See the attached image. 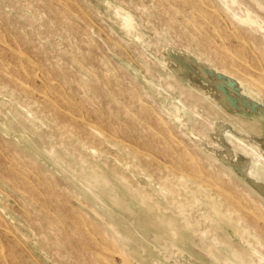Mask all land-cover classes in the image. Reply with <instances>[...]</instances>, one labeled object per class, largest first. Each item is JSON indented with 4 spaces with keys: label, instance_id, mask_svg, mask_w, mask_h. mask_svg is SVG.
I'll list each match as a JSON object with an SVG mask.
<instances>
[{
    "label": "rangeland",
    "instance_id": "rangeland-1",
    "mask_svg": "<svg viewBox=\"0 0 264 264\" xmlns=\"http://www.w3.org/2000/svg\"><path fill=\"white\" fill-rule=\"evenodd\" d=\"M40 1L0 0V53H2L0 54L2 64L0 65V222H3L0 223V258L3 260L0 259V264H92L95 257L93 252L91 253L90 245L85 242L86 239L80 237V234L89 232L91 229L89 227L93 230L95 224L97 226L94 230L99 229L98 232L112 238V242L115 240L113 243L115 252L113 250L111 252L117 253L116 255L120 256L125 264H264V89H259L251 85L254 83H250L254 79L250 73L258 72L261 63L264 64V50L263 53L261 52L264 47V0H201L200 4L196 0L192 2L182 0V3L188 7L184 6L181 0L178 2L177 0H66L67 2L43 0L42 3ZM57 1L66 3L61 4ZM52 5L58 9H54ZM67 5L69 11L67 7L65 8ZM196 5H201L205 10H200ZM191 7L193 10L190 9ZM83 8H86L85 12ZM56 10L63 15L55 13ZM206 10L208 13L204 12ZM226 11L229 12H227L228 16ZM73 12L76 14L74 15ZM70 15L74 19L70 18ZM192 17L195 18L194 21L189 20ZM169 18L175 23L169 21ZM81 21H86V24ZM185 21L188 23L185 24ZM211 21L213 24L210 23ZM229 21L231 24L234 23L231 25ZM196 24L200 27L195 26ZM202 24L206 27L201 26ZM215 25L221 26L223 32L231 33L229 42H223L222 34H216L215 38L214 31L211 30ZM98 27L101 32L98 31ZM88 30L89 34L86 33ZM98 37L99 40L95 39ZM249 40L250 44L247 43ZM9 42L15 43L9 44ZM238 42L243 43L245 47L247 45L246 54L244 47L240 48ZM233 44L238 46L234 48ZM254 45L257 48L263 47L258 48L259 51L261 50L259 52ZM253 51L258 54L255 55ZM71 52L74 54L71 55ZM82 52L87 54L84 56ZM170 52L171 56H169ZM226 52H234L236 62L234 59L230 60L228 55H225ZM235 52L238 54L240 52V56ZM76 58L78 62L75 63L72 60L75 61ZM251 58L256 60H253L255 63L258 62L256 68ZM65 63L67 66L64 67ZM1 66H4L5 70ZM241 68L247 72V75ZM32 70L34 76L31 75ZM42 73L44 75H41ZM94 75L99 78L95 79ZM107 75L110 76L109 79L106 78ZM85 80L90 83L88 81L85 83ZM109 80L112 81L109 83L110 86ZM57 85L64 91L57 90ZM41 87L46 88L45 91ZM34 88L39 89L36 91ZM48 89L53 90L49 93ZM113 89L116 93L112 92ZM82 90L88 96L84 95ZM32 91L35 93L33 96H31ZM57 93L59 96L61 94V97L64 95L63 98H67L75 106L78 102L77 106H80L81 111H67L63 103L52 101ZM48 94L54 97H48ZM86 102L88 104H85ZM152 103L155 105L153 106ZM131 104L135 105L136 109L133 105L131 107ZM139 105L140 107L143 105V108ZM91 106L95 114L91 112ZM145 107L148 109L146 110ZM64 108L66 110H63ZM81 108H84L83 111ZM141 109H145L149 114L146 111L142 114ZM76 112L81 116L77 117ZM88 113L90 116L87 115ZM88 116L91 120L87 118ZM148 120L151 122L144 123ZM167 120L169 126L166 124ZM83 122H87L86 125L94 123L98 130L101 129V133L106 134L109 132L108 124L109 127L114 125L109 134L111 136L113 132V136L121 145L115 141H106L103 135V137L91 135L87 127H83ZM157 122H161L162 125L158 126ZM105 127L106 130H103ZM165 127H168V130ZM219 127L222 129L220 130ZM169 137L172 138L171 144L167 140ZM162 138L166 141L163 142ZM135 143L150 154L154 151L151 154L154 155L151 161L140 160L133 156L130 147L135 146ZM162 145L163 147H160ZM179 145L183 149H180ZM168 146L170 148L172 146L171 150L167 149ZM173 149L178 150V154L175 151L173 153ZM186 153L189 155H182ZM162 155L165 158L169 157L165 159ZM175 159L197 167L198 176L193 178L177 170L175 173L168 165ZM156 162L162 164L159 170ZM12 166H15L14 170ZM105 170L113 174L110 182L101 184V179L97 184L90 182V176ZM26 173L29 178L25 177ZM179 176H184V179L179 181ZM210 176H213L212 179H217L211 180ZM45 177H47L46 181ZM197 177L203 178L207 183L212 182L211 184H215L217 188L222 187V190H225L226 195L223 193L225 199L230 201L226 202L217 192L218 189H209L203 185L198 187ZM126 187L134 192H140L139 198L143 199L148 207H139L134 203V199L125 193ZM236 192L240 196L242 193V197L238 196V200ZM37 193H40V196ZM240 198H245L246 201ZM165 200L168 203L166 209L157 205V202L163 203ZM231 203L232 207L229 206ZM23 205L26 207L24 208ZM148 210L154 215H148ZM239 212H244V215ZM85 214L93 223L84 219ZM245 214L247 217L250 216V219H247ZM172 215L179 220L188 218L191 222L198 223L200 232L204 231L203 240L206 248H202L201 251L196 249V252L191 253L187 246L176 249L173 242L182 238L174 234L168 235L169 237L165 239L156 238L155 229H150L146 224L144 227L142 224L146 221L163 223ZM52 218L53 224L50 221ZM64 222L66 225L63 224ZM259 222L263 227L258 225ZM54 223L59 227L57 228ZM48 229L54 231L50 233ZM55 230L65 238L61 237V239L57 233L55 234ZM70 230L72 232L75 230L74 238ZM67 235L72 241L66 237ZM54 237H57V242ZM19 238L22 240L20 241ZM58 240L61 241L60 244ZM62 242L66 246L61 244ZM28 253L33 257L32 259ZM60 255H63L64 259L59 257ZM108 261L101 259L97 264H116L111 260Z\"/></svg>",
    "mask_w": 264,
    "mask_h": 264
},
{
    "label": "bare ground",
    "instance_id": "bare-ground-1",
    "mask_svg": "<svg viewBox=\"0 0 264 264\" xmlns=\"http://www.w3.org/2000/svg\"><path fill=\"white\" fill-rule=\"evenodd\" d=\"M41 1H43V0H41ZM41 1H40V2H41ZM53 1H56V0H53ZM53 1H51L52 4H53ZM65 1H66V0H65ZM172 1H174V0H172ZM175 1H176V0H175ZM184 1H185V0H184ZM192 1H193V0H191V1H189V2H192ZM200 1H201V0H196V2H198V3H199ZM203 1H204V0H203ZM208 1H209V0H208ZM214 1H215V0H214ZM232 1H234V0H232ZM235 1H236V0H235ZM40 2H38V3H40ZM51 2H50V6H51ZM57 2L59 3L60 1H57ZM66 2H67V1H66ZM66 2H65V3H66ZM79 2H80V1H79ZM166 2H168V1H166ZM166 2H165V3H166ZM176 2H178V0H177ZM176 2H174V4H176ZM186 2H187V1H186ZM186 2H184V3H186ZM196 2H195V3H196ZM223 2H224V1H223ZM225 2H226V1H225ZM41 3H42V2H41ZM60 3H61V2H60ZM62 3L65 4L63 1H62ZM62 3H61V4H62ZM77 3H78V2H77ZM81 3H82V2H81ZM161 3H162V2H161ZM181 3H182V0H181ZM200 3H201V2H200ZM200 3H199V4H200ZM208 3H209V2H208ZM70 4H71V2H70ZM178 4H179V3H178ZM182 4H183V3H182ZM186 4H188V3H186ZM245 4H246V3H245ZM254 4H255V3H254ZM45 5H46V4H45ZM53 5H54V4H53ZM53 5H52V6H53ZM71 5H72V4H71ZM75 5H76V4H75ZM75 5H74V6H75ZM183 5H184V4H183ZM183 5H182L181 7H183ZM211 5H212V4H211ZM213 5H214V4H213ZM223 5H224V4H223ZM61 6H62V5H61ZM81 6L84 7L83 5H81ZM171 6H172V5H171ZM173 6H175V5H173ZM184 6H187V5H184ZM193 6H195L194 3H193ZM196 6L199 7L200 10H205L204 8L201 7V5H196ZM205 6H206V5H205ZM30 7H31V6H30ZM32 7H33V4H32ZM63 7H64V6H63ZM66 7L68 8V11H69L70 8L68 7V5L65 6V8H66ZM75 7H76V6H75ZM75 7H74V8H75ZM162 7H163V6H162ZM162 7H161V8H162ZM166 7H167V6H166ZM169 7H170V6H169ZM169 7H168V8H169ZM187 7H188V6H187ZM187 7H186V11H188V10H187ZM207 7H208V6H207ZM217 7L219 8V6H217ZM220 7H222V6H220ZM257 7H258V6H257ZM42 8H43V7H42ZM42 8H41V9H42ZM53 8H54V6H53ZM55 8H57V7H55ZM55 8H54V9H55ZM67 8H66V9H67ZM71 8H72V7H71ZM76 8H77V7H76ZM194 8H195V7H194ZM209 8H210V6H209ZM215 8H216V7H215ZM218 8H217V9H218ZM226 8H227V7H226ZM41 9H40V10H41ZM57 9H58V8H57ZM78 9H79V8H78ZM83 9H84V8H83ZM172 9H173V8H172ZM178 9H179V8H178ZM190 9H192V7H191ZM213 9H214V7H213ZM63 10H64V8H63ZM79 10H80V9H79ZM85 10H86V8L84 9V12H85ZM87 10H89V9H87ZM173 10H174V9H173ZM180 10H181V9H180ZM183 10H184V9H183ZM192 10H193V9H192ZM225 10H226V9H225ZM259 10H261V7L259 8ZM56 11H57V12H55V13H60L61 15H63L62 12H58V10H56ZM68 11H66V12H68ZM163 11H164V9H163ZM177 11L179 12V10H177ZM184 11H185V10H184ZM207 11H208V10H206V11H204V12L208 13ZM213 11H214V10H213ZM223 11H224V10H223ZM223 11H222V12H223ZM255 11H256V10H255ZM38 12H39V11H38ZM64 12H65V10H64ZM81 12H82V11H81ZM181 12H183V11H181ZM215 12H216V11H215ZM218 12H219V11H218ZM227 12H228V11L225 12L226 15H227ZM249 12H250V11H249ZM41 13H42V12H41ZM50 13H52V11H51ZM50 13H49V14H50ZM55 13H54V15H55ZM73 13H74V12H73ZM86 13H87V11H86ZM175 13H176V11H175ZM175 13H173V14H175ZM184 13L186 14L187 12H184ZM184 13H183V14H184ZM189 13H190V12H189ZM195 13H196V11H195ZM199 13H201V11H200ZM213 13H214V12H213ZM228 13H229V12H228ZM60 14H59V15H60ZM69 14H70V13H69ZM71 14H72V13H71ZM75 14H76V12L74 13V15H75ZM78 14H79V13H78ZM78 14H77V15H78ZM162 14H163V13H162ZM176 14H177V13H176ZM181 14H182V13H181ZM185 14H184V15H185ZM214 14H215V13H214ZM214 14H213V16H214ZM258 14H259V13H258ZM32 15H33V14H32ZM81 15H82V14H81ZM87 15H89V13H88ZM186 15H188V14H186ZM202 15H203V14H202ZM204 15H205V14H204ZM228 15H229V14H228ZM228 15H227V16H228ZM42 16H44V15H42ZM70 16H71V15H70ZM83 16H84V14H83ZM172 16H173V15H172ZM178 16H180V15H178ZM40 17H41V16H40ZM77 17H78V16H77ZM206 17H208V16H206ZM206 17H205V18H206ZM38 18H39V17H38ZM70 18L74 19L72 16H71ZM78 18H80V17H78ZM192 18H193V17H192ZM192 18L189 19V20H190V21H191V20L194 21L195 18H193V19H192ZM201 18H202V17H200V19H201ZM229 18H230V20H231V22H232V19H231L230 16H229ZM229 18H228V19H229ZM42 19H43V18H42ZM44 19H45V18H44ZM80 19H81V18H80ZM80 19H78V20H80ZM88 19H89V18H88ZM183 19H185V17H184ZM186 19H187V18H186ZM216 19H217V16H216L215 20H216ZM258 19H259V18H258ZM62 20H63V19H62ZM69 20H70V19H69ZM170 20H171V19L169 18V21H170ZM225 20H226V19H225ZM39 21H41V20L39 19ZM58 21H59V19H58ZM66 21H68V20H66ZM74 21H75V22H74ZM74 21H73V22L76 23V20H74ZM190 21H189V22H190ZM196 21H198V20L196 19ZM196 21H195V22H196ZM204 21H205V20H204ZM204 21H203V22H204ZM212 21H213V20H212ZM212 21L210 22L211 24H213ZM261 21H262V20H261ZM61 22H62V21H61ZM68 22H69V21H68ZM68 22H67V23H68ZM81 22H83V23L85 22L84 24H86V21H81ZM171 22H173V24L175 23V21H173V20H171ZM224 22H225V21H224ZM229 22H230V21H229ZM231 22H230V24H231ZM181 23H183V22H181ZM186 23H188V21H187V22L185 21V24H186ZM190 23H191V22H190ZM200 23H201V22H200ZM210 23H209V24H210ZM218 23H219V22H218ZM233 23H234V22H233ZM233 23H232V24H233ZM51 24H52V23H50V25H51ZM69 24H71V22H69ZM76 24H77V23H76ZM88 24L90 25V23H88ZM173 24H172V25H173ZM193 24H194V23H193ZM215 24H216V22H215ZM232 24H231V25H232ZM48 25H49V24H48ZM53 25H54V24H53ZM72 25H73V23H72ZM189 25H190V24H189ZM221 25H222V23H221ZM73 26H75V25H73ZM95 26H96V24H95ZM179 26H180V25H179ZM195 26H197V24H196ZM201 26L206 27V26H204L203 24H202ZM207 26H208V25H207ZM50 27H51V26H50ZM92 27H93V26H92ZM187 27H188V26H187ZM197 27H200V25L197 26ZM209 27H210V25H209ZM232 27H234V25H233ZM237 27H239V26H237ZM42 28H43V27H42ZM52 28H54V26H53ZM86 28H87V27H86ZM88 28H89V27H88ZM185 28H186V27H185ZM226 28H227V27H226ZM93 29H94V27H93ZM97 29H98V31H99V27H98ZM188 29H189V28H188ZM206 29H209V28H206ZM206 29H205V30H206ZM237 29H238V28H237ZM83 30H84V29H83ZM85 30H87V29H85ZM85 30H84V31H85ZM89 30H90V28H89ZM89 30H88V32L86 31V33L89 34ZM183 30H185V29H183ZM209 30H210V29H209ZM211 30L214 31L213 34L215 35V38H216V34H220V35L222 34V35H223V42H225V43H226V41H228L229 39H231V38H230V37H231V36H230L231 33L229 34V33H227V32H226V33L223 32L221 26L219 27V26L215 25V26H213V28H212ZM228 30H229V28H228ZM233 30H234V29H233ZM261 30H262V29H261ZM90 31H91V30H90ZM194 31H195V30H194ZM201 31H203V30H201ZM241 31H242V30H241ZM99 32H101V31H99ZM102 32H103V31H102ZM184 32H185V31H183V34H184ZM196 32H197V31H196ZM231 32H232V31H231ZM236 32H238V31H236ZM0 33H1V32H0ZM246 33H247V32H246ZM2 34H3V33H2ZM90 34H91V32H90ZM104 34H105V33H104ZM211 34H212V33H210V35H211ZM213 34H212V35H213ZM91 35H92V34H91ZM100 35H101V34H100ZM100 35H99V36H100ZM214 35H213V36H214ZM234 35H236V34H234ZM234 35H233V36H234ZM238 35H239V33H238ZM86 36H87V35H86ZM93 36H94V35H93ZM93 36H92V37H93ZM95 36H96V35H95ZM97 36H98V33H97ZM236 36H237V35H236ZM239 36H240V35H239ZM245 36H246V35H245ZM250 36H252V35H250ZM11 37H12V36H11ZM100 37L102 38V36H100ZM189 37H190V36H189ZM206 37H208V36H206ZM206 37H205V39H206ZM217 37H218V35H217ZM2 38H3V37H2ZM111 38H112V37H111ZM201 38H203V37L201 36ZM215 38H213V39H215ZM218 38H219V37H218ZM232 38H233V37H232ZM237 38H238V37H237ZM244 38H245V37H244ZM70 39H71V38H70ZM88 39H89V37H88ZM95 39H98V40H99V37H98V38H95ZM208 39H209V38H208ZM234 39H235V37H234ZM238 39H239V38H238ZM90 40H91V39H90ZM107 40H108V39H107ZM194 40H195V38H194ZM206 40H207V39H206ZM239 40H240V39H239ZM3 41H4V40H3ZM3 41H2V42H3ZM94 41L96 42L97 40H94ZM94 41H93V43H94ZM114 41H115V40H114ZM245 41H247V39H245ZM36 42H37V41H36ZM206 42H207V41H206ZM206 42H205V43H206ZM209 42H210V41H209ZM228 42H229V41H228ZM10 43H11V42H9V44H10ZM13 43H15V42H13ZM13 43H11V44H13ZM17 43L19 44L18 41H17ZM47 43H48V42H47ZM86 43H87V42H86ZM93 43H92L91 45H93ZM212 43H213V42H212ZM212 43H211V44H212ZM214 43H215V42H214ZM247 43L250 44V43H251L250 40H249ZM252 43H253V42H252ZM83 44H84V43H83ZM87 44H88V43H87ZM207 44L210 45V43H207ZM207 44H206V45H207ZM222 44H223V43H222ZM229 44H230V43H229ZM238 44H239V47H240V48L244 47V51H245V49L247 48V45H246V47H245L244 45H242L243 43H241V42H240V43L238 42ZM238 44H237L236 46H238ZM51 45H52V44H51ZM75 45H76V44H75ZM80 45H81V43H80ZM213 45H215V44H213ZM230 45H231V44H230ZM230 45H229V46H230ZM255 45H256V44H255ZM255 45H254V46H255ZM15 46H16V45H15ZM105 46H106V45H105ZM211 46H212V45H211ZM218 46H219V45H218ZM220 46H223V45L220 44ZM236 46L233 44V47H234V48H235ZM257 46H258V43H257ZM257 46H255V49H257L258 51H259V49H261V48L263 47V46H262L261 48H259V47H260V46H259V47H258L259 49H258ZM16 47H17V46H16ZM16 47H15V49H16ZM61 47H62V46H61ZM61 47H60V48H61ZM96 47L98 48V46H96ZM214 47H216V45H215ZM239 47H238V48H239ZM251 47H252V45H251ZM10 48H11V47H10ZM22 48H23V47H22ZM22 48H21V49H22ZM234 48H233V49H234ZM1 49H5V48H1ZM13 49H14V48H13ZM65 49H66V48H65ZM77 49H78V48H77ZM98 49H99V48H98ZM98 49H97V50H98ZM230 49H231V46H230ZM23 50H24V49H23ZM25 50H26V49H25ZM63 50H64V49H62V51H63ZM71 50H72V49H71ZM78 50H79V49H78ZM99 50H101V49H99ZM212 50H214V49L212 48ZM246 50L248 51V49H246ZM251 50H252V49H251ZM263 50H264V47H263L262 51H261V50H260V51L263 53ZM3 51H4V50H3ZM6 51H7V50H6ZM6 51H5V52H6ZM9 51H10V50H9ZM9 51H8V52H9ZM64 51H65V50H64ZM66 51H68V50L66 49ZM72 51H73V50H72ZM85 51H87V50H85ZM85 51H84V52H85ZM220 51H222V50H220ZM228 51H229V49H228ZM233 51H234V50H233ZM237 51H238V50H237ZM258 51H257V52H258ZM260 51H259V52H260ZM1 52H2V51H1ZM11 52H12V51H11ZM23 52H24V51H23ZM76 52H78V51H76ZM211 52H212V51H211ZM240 52H241V51H240ZM240 52H239V54H238L237 52H235V53L238 54V55L240 56ZM24 53H27V52H24ZM67 53H68V52H67ZM82 53H83V52H82ZM217 53H218V51H217ZM224 53H225V52H224ZM226 53H227V52H226ZM244 53L246 54V51H245ZM247 53H248V52H247ZM253 53H255V51H253ZM0 54L2 55V53H0ZM14 54H15V53H14ZM22 54H23V53H22ZM73 54H74V53H73ZM73 54H72V52H71V55H73ZM85 54H87V53H85ZM85 54L83 53L84 56H85ZM219 54H221V53H219ZM257 54H258V53H257ZM257 54L255 53V55H257ZM259 54H260V53H259ZM16 55H17V54H16ZM66 55H67V54H66ZM171 55H172V54H171V52H170L169 56H171ZM221 55H223V54H221ZM225 55H228V58H229L230 60H231V59H234V61H235V57H236V55L234 54V52H233V53H232V52H231V53H227V54H225ZM225 55H224V56H225ZM251 55H252V54H251ZM263 55H264V54H263ZM17 56H18V55H17ZM79 56H80V53H79ZM248 56H249V55H248ZM261 56H262V55H261ZM10 57H11V56H10ZM10 57H9V58H10ZM20 57H21V55H20ZM104 57H105V56H104ZM233 57H234V58H233ZM237 57H238V56H237ZM242 57H245V55H242ZM251 57H252V56H251ZM262 57H263V56H262ZM12 58H13V57H12ZM25 58H27V57H25ZM73 58H74V57H73ZM82 58H83V57H82ZM82 58H81V59H82ZM98 58H99V57H98ZM240 58H241V57H240ZM245 58H246V57H245ZM253 58H254V57H253ZM255 58H256V57H255ZM2 59H3V58H2ZM22 59H23V58H22ZM36 59H37V58H36ZM216 59H217V58H216ZM259 59H260V58H259ZM259 59H258V60H259ZM18 60H19V59H18ZM33 60H34V59H33ZM56 60H57V59H56ZM58 60H59V59H58ZM101 60H102V59H101ZM251 60H252V58H251ZM253 60H254V59H253ZM253 60H252V61H253ZM25 61H26V60H25ZM36 61H38V60H36ZM36 61H35V62H36ZM72 61L76 63L77 58H76L75 61H74V60H72ZM96 61H97V59H96ZM220 61H221V59H220ZM225 61H226V60H225ZM254 61H256V60H254ZM254 61H253V62H254ZM260 61H261V59H260ZM260 61H259V62H260ZM17 62H18V61L16 60V64H17ZM27 62H28V59H27ZM40 62H41V61H40ZM61 62H62V61H61V59H60V63H61ZM77 62H78V61H77ZM80 62H81V60H80ZM231 62H232V61H231ZM235 62H236V61H235ZM246 62H247V61H246ZM246 62H245V64H246ZM262 62H263V61H262ZM5 63H6V62H5ZM5 63H4V64H5ZM19 63H20V62H19ZM47 63H48V62H47ZM75 63H74V64H75ZM97 63H98V62H97ZM100 63H101V62H100ZM222 63H223V62H222ZM257 63H258V62H257ZM257 63L254 62V64H255V66L253 65L254 68H256ZM9 64H10V63H9ZM98 64H99V63H98ZM230 64H231V63H230ZM0 65H2V64L0 63ZM24 65H25V64H24ZM38 65H39V64H38ZM42 65H43V64H42ZM79 65H80V64H79ZM106 65H108V64H106ZM242 65H243V64H242ZM247 65H248V64H247ZM247 65H246V66H247ZM5 66H6V64H5ZM34 66H35V65H34ZM40 66H41V65H40ZM65 66H67L66 63H65V65H64V67H65ZM70 66H71V65H70ZM110 66H112V65H110ZM224 66H226V65H224ZM230 66H231V65H230ZM233 66H238V65H237V64H235V65L233 64ZM246 66H244L245 70H247V69H246ZM250 66H251V65H250ZM3 67H4V66H3ZM3 67L1 66L2 69H4ZM7 67H8V66H7ZM9 67H10V66H9ZM30 67H31V66H30ZM30 67H29V68H30ZM35 67H37V66H35ZM44 67H46V66H44ZM247 67H248V66H247ZM20 68H21V67H20ZM39 68H40V67H39ZM39 68H38V69H39ZM42 68H43V67H42ZM104 68H106V67H104ZM107 68H108V67H107ZM107 68H106V69H107ZM251 68H252V66H251ZM13 69H14V68H12V71H13ZM34 69H35V68H34ZM46 69H47V68H46ZM46 69H45V70H46ZM60 69H61V68H60ZM71 69H72V68H71ZM81 69H82V68H81ZM237 69H239V68L237 67ZM241 69L243 70V68H241ZM259 69H260V68H259ZM4 70H5V69H4ZM4 70H3V71H4ZM41 70H43V69H41ZM93 70H94V68H93ZM108 70H109V69H108ZM248 70H249V69H248ZM257 70H258V68H257ZM9 71H10V69H9ZM20 71H21V70H20ZM22 71H23V70H22ZM53 71H54V70H53ZM69 71H70V70H69ZM88 71H89V70H88ZM95 71H96V69H95ZM100 71L102 72V70H100ZM13 72H15V71H13ZM13 72H12V73H13ZM27 72H28V69H27ZM31 72H32L31 75L34 76V75H33V70H32ZM59 72H61V71H59ZM89 72H91V70H90ZM243 72H245L244 74L247 75V72H246V71L243 70ZM249 72H250V71H249ZM16 73H17V72H16ZM16 73H14V75H16ZM40 73H41V72H40ZM97 73H98V72H97ZM102 73H104V72H102ZM105 73H106V72H105ZM107 73H108V72H107ZM8 74H9V73H8ZM23 74H24V72H23ZM62 74H63V73H62ZM93 74H94V71H93ZM233 74H234V73H233ZM233 74H232V75H233ZM250 74L253 75L252 77H254V79H253V82H252V81H251V82L248 81V82H250V83H254V84H251V85H253V86L255 85V87H258L259 89H262V88L264 89V64L261 63V69H260L258 72L254 73V74H253V72H251ZM21 75H22V74H21ZM24 75H25V74H24ZM28 75H30V73H28ZM41 75H44V74L42 73ZM53 75H54V74H53ZM79 75L82 76L81 74H79ZM96 75H97V74H96ZM103 75H105V74H103ZM109 75H110V74H109ZM109 75H107L108 77H106V76H104V77H106V78L109 79V77L111 76V75H110V76H109ZM117 75H118V73H117ZM22 76H23V75H22ZM25 76H26V75H25ZM49 76H50V74H49ZM249 76H250V75H249ZM14 77H15V76H14ZM42 77H43V76H42ZM84 77H85V76H83V78H84ZM94 77H95V75H94ZM94 77H93V78H94ZM243 77H244V76H242V78H243ZM24 78H25V77H24ZM40 78H41V76H40ZM43 78H44V77H43ZM46 78H48V77L46 76ZM46 78H45V80H46ZM96 78H97V77H95V79H96ZM98 78H99V77H98ZM98 78H97V79H98ZM101 78H102V77H101ZM242 78H241V79H242ZM8 79H11V78L8 77ZM17 79H18V78H17ZM27 79H28V76H27ZM41 79H42V78H41ZM50 79H51V78H50ZM56 79H57V77H56ZM85 79H86V78H85ZM104 79H105V78H104ZM111 79H112V81H113L114 76H113ZM18 80H19V79H18ZM20 80H21V77H20ZM24 80H25V79H24ZM24 80L22 79V81H24ZM13 81H15V80H13ZM27 81H28V80H27ZM29 81H31V80H29ZM58 81H59V80H58ZM58 81H57V82H58ZM87 81H88V80H85V83H86ZM107 81H108V80H107ZM110 81H111V80H109L108 85H109V83H112V81H111V82H110ZM246 81H247V80H246ZM32 82H33V80H32ZM88 82H89V81H88ZM88 82H87V83H88ZM99 82H101V81H99ZM99 82H97V83L99 84ZM103 82H104V81H103ZM115 82H117V81H115ZM120 82H121V80H120ZM23 83H25V82H23ZM35 83H36V82H35ZM59 83H60V82H59ZM89 83H90V82H89ZM14 84H16V83H14ZM47 84H48V83L46 82V85H47ZM117 84H118V83H117ZM17 85H18V84H17ZM35 85H36V84H35ZM41 85H42V83H41ZM44 85H45V84H44ZM51 85H53V84H51ZM103 85H105V84L103 83ZM108 85H107V86H108ZM110 85H111V84H110ZM110 85H109V86H110ZM129 85H130V84H129ZM19 86H22V85H19ZM33 86H34V85H33ZM65 86H66V84H65ZM79 86H80V85H79ZM83 86H84V85H83ZM107 86H106V87H107ZM169 86H170V85H169ZM17 87H18V86H17ZM17 87H16V88H17ZM23 87H24V86H23ZM51 87H52V86H51ZM56 87L58 88V85H57ZM81 87H82V86H81ZM81 87H80V88H81ZM104 87H105V86H104ZM118 87H119V85H118ZM20 88H21V87H20ZM32 88H33V87H32ZM41 88H42V87H41ZM57 88H56V89H57ZM69 88H70V87H69ZM116 88H117V87H116ZM119 88H120V87H119ZM119 88H118L117 90H119ZM23 89L25 90L26 88H23ZM23 89H22V90H23ZM34 89H35V88H34ZM38 89H39V88H38ZM38 89H35V90L37 91ZM42 89H44V88H42ZM45 89H46V88H45ZM45 89H44L43 91H45ZM60 89H62V88H60ZM60 89L58 88L57 90H60ZM81 89H82V88H81ZM104 89H105V88H104ZM120 89H122V87H121ZM130 89H131V88H130ZM52 90H53V89H52ZM52 90H51V91H52ZM70 90H71V88H70ZM70 90H69V91H70ZM86 90H87V89H86ZM110 90H111V89H110ZM114 90H115V89H113L112 92H115V93H116V91H114ZM128 90H129V89H128ZM41 91H42V90H41ZM49 91H50V90L48 89V92H49ZM51 91H50V92H51ZM62 91H64V90L62 89ZM71 91H72V90H71ZM82 91H83V90H82ZM103 91H104V90H103ZM262 91H263V90H262ZM30 92H31V91H30ZM39 92H40V91H39ZM48 92H47V93H48ZM50 92H49V93H50ZM54 92L56 93V91H54ZM67 92H68V91H67ZM86 92H87V91H86ZM131 92H132V91H131ZM135 92H137V91H134V93H135ZM263 92H264V91H263ZM263 92H262V93H263ZM26 93H27V92H26ZM41 93H42V92H41ZM88 93H89V92H88ZM118 93H119V92H118ZM128 93H129V92H128ZM132 93H133V92H132ZM29 94H30V93H29ZM33 94H35V93H33V91H32V95H31V94H30V95L33 96ZM52 94H53V93H52ZM57 94H58V93H57ZM64 94H65V93H64ZM78 94H79V93H78ZM83 94L88 96V94H85L84 91H83ZM113 94H114V93H113ZM120 94H122V93H121V90H120ZM136 94H138V93H136ZM43 95H45V93H44ZM50 95H51V94H50ZM71 95H72V94H71ZM81 95H82V94H81ZM114 95H115V94H114ZM123 95H124V94H123ZM34 96H35V95H34ZM51 96L54 97L53 95H51ZM51 96H49V94H48V97H51ZM66 96H67V95H65V97H66ZM119 96H121V95H119ZM132 96H133V95H132ZM52 97H51V98H52ZM63 97H64V95H63ZM63 97H61V94H60V96H59V94H58V95H56L54 98H52V99H54V100H52V101H54L55 103L58 102V101H59L60 103H63V107H64V105H65V107L67 108V111L72 110V111H77V112H78V111L80 110V108H79L80 106H77V105H78V102L76 103V106H75L74 104H72L71 102H69V100H68L67 98H63ZM69 97H70V96H69ZM71 97H72V96H71ZM79 97H80V95H79ZM82 97H83V96H82ZM130 97H131V96H130ZM43 98H44V97H43ZM83 98H84V97H83ZM91 98H93V97H91ZM91 98H90V99H91ZM100 98H101V97H100ZM117 98H118V97H117ZM134 98H135V97H134ZM37 99H38V98H37ZM37 99H36V101H38ZM65 99L68 100V101H66ZM71 99H73V98H71ZM75 99H76V98H75ZM75 99H73V100H75ZM41 100H42V99H41ZM44 100H45V98H44ZM46 100H47V99H46ZM81 100H82V98H81ZM81 100L79 99V101H81ZM114 100L116 101V98H115ZM132 100H134L133 97H132ZM42 101H43V100H42ZM70 101H71V100H70ZM85 101H86V100H85ZM48 102L50 103V101H48ZM48 102H47V104H48ZM96 102H98V99H97ZM139 102H140V101H139ZM139 102H138V103H139ZM45 103H46V102H45ZM80 103H81V102H80ZM80 103H79V104H80ZM90 103H91V102L89 101V104H90ZM117 103H119V102H117ZM142 103H143V102H142ZM85 104H88V103L86 102ZM92 104H93V103H92ZM139 104H140V103H139ZM152 104H153V106L155 105L154 103H152ZM58 105H59V103H58ZM58 105H57V106H58ZM81 105H82V107L84 106L83 103H82ZM100 105H101V104H100ZM118 105L121 106L122 104H118ZM128 105H129V104H128ZM132 105H133V104H131V107L134 106V108H135V105H133V106H132ZM57 106H56V107H57ZM142 106H143V105H141V107H140V105H139L140 108H143ZM50 107H51V106H50ZM53 107H54V106H53ZM58 107L61 108V106H58ZM88 107H89V106H88ZM91 107H92V106H91ZM99 107H100V106H99ZM129 107H130V106H128V109H129ZM85 108H86V106H85ZM94 108H95V107H94ZM124 108H126V107L124 106ZM124 108H123V109H124ZM145 108H146V110L148 109L147 107H145ZM150 108H152V107H149V109H150ZM194 108H195V107H194ZM81 109H82V111H83L84 108H81ZM108 109H109V108H108ZM130 109H131V108H130ZM135 109H136V108H135ZM158 109H159V108H158ZM158 109H157V110H158ZM59 110H60V109H59ZM61 110H62V109H61ZM63 110H66V109L64 108ZM63 110H62V111H63ZM86 110L88 111V109H86ZM92 110H93V107L91 108V112L94 113V111H92ZM99 110H100V109H99ZM99 110H98V112H99ZM146 110H145V109H143V110L141 109L140 111L143 112V111H146ZM55 111H56V110H55V107H54V112H55ZM80 111H81V110H80ZM95 111H96V110H95ZM131 111H132V109H131ZM151 111H153V109H152ZM151 111H150V112H151ZM50 112H51V111H50ZM60 112H61V111H60ZM77 112H76V113H77ZM88 112H89V111H88ZM112 112H113V111H112ZM127 112H128V111H127ZM147 112H148V111H146V113H147ZM55 113L57 114V111H56ZM55 113H54V114H55ZM72 113H73V115H74V112H72ZM101 113H103V112L101 111ZM117 113H118V112H117ZM132 113H134V112H132ZM62 114H63V113H62ZM94 114H95V113H94ZM110 114L112 115V113H110ZM137 114H138V113H137ZM142 114H144V112H143ZM142 114H140V115H142ZM147 114H149V113H147ZM64 115H65V114H64ZM87 115L90 116L89 113H88ZM125 115H126V114H125ZM135 115H136V113H135ZM197 115H198V114H197ZM67 116H68V115H67ZM67 116H66V117H67ZM78 116L80 117L81 115H79V114L77 113V117H78ZM89 116L87 117L88 119L90 118ZM96 116L98 117V115H96ZM103 116H104V114H103ZM143 116H144V115H143ZM56 117H57V116H56ZM111 117H112V116H111ZM127 117H128V119H129V116H127ZM139 117L141 118V116H139ZM149 117H150V116H149ZM91 118H92V116H91ZM102 118H103V117L101 116L100 119L102 120ZM104 118H105V116H104ZM70 119H71V117H70ZM84 119H85V118H84ZM100 119H99V120H100ZM130 119H131V118H130ZM145 119H146V116H145ZM149 119H150V118H149ZM207 119H208V118H207ZM89 120H91V119H89ZM99 120H98V121H99ZM109 120H110V119H109ZM109 120H108V121H109ZM140 120H142V118H141ZM73 121H74V120H73ZM92 121H93V120H92ZM132 121H134V119H133ZM149 121L151 122V120H148V121H146V122H144V123H147V124H148ZM159 121H160V120H159ZM168 121H169V120H167V122H166L167 126L170 125V123L168 124ZM75 122H77V121H75ZM94 122H96V120H95ZM142 122H143V121H142ZM84 123H85V124H84ZM86 123H87V122H83L82 125H83L84 128L87 127V129L89 130V132L91 133V135H94V136H97V137H103V136H104V139H105L106 141H110V140H111V141H115L116 143H118L119 145H121V144L119 143L120 141L118 142V141H117V138H116L115 136H113V134H112L113 132L111 133V136H110V134H109L110 129H112L111 127H113L114 125L111 126V127H109V124H108V128H109V132H107V133L109 134V135H108V134L103 133V132H102V133H103V134H102L101 131H100L101 129L98 130V129L93 125L94 123H93V124L89 123V124H87V125H86ZM136 123H138V122H136ZM157 124H158V126H159V125L161 124V122H160V123L157 122ZM85 125H86V126H85ZM96 125H97V122H96ZM103 125H106V124H103ZM141 125H142V124H141ZM141 125H140V126H141ZM161 125H162V124H161ZM97 126H98V125H97ZM142 126H143V125H142ZM149 126H150V124H149ZM102 127H103V126H102ZM127 127H128V125H127ZM217 127H218V126H217ZM58 128H59V127H58ZM120 128H121V127H120ZM165 128H166V127H165ZM165 128H164V129H165ZM167 128H168V127H167ZM167 128H166V129H167ZM219 128H220V127H219ZM114 129H115V128H114ZM147 129H148V128H147ZM221 129H222V128H220V130H221ZM84 130H85V129H82V131H84ZM103 130H106V127H105ZM143 130H144V129H143ZM167 130H168V129H167ZM107 131H108V130H107ZM119 131L121 132V129H119ZM125 131H126V130H125ZM127 131H128V129H127ZM127 131H126V132H127ZM148 131H149V130H148ZM164 131H166V130H164ZM114 132L116 133V130H114ZM143 132H144V131H143ZM150 132H151V131H150ZM90 133H89V134H90ZM121 133H122V132H121ZM166 133H167V132H166ZM117 134H118V133H117ZM117 134H116V135H117ZM123 134H124V133H123ZM143 134H144V133H143ZM91 135H90V136H91ZM102 135H103V136H102ZM122 136H123V135H122ZM154 136H155V135H154ZM118 137H119V136H118ZM144 137H145V136H144ZM122 138H124V137H122ZM122 138H119V139H122ZM132 138H133V137H132ZM146 138H147V137H146ZM119 139H118V140H119ZM133 139H134V138H133ZM140 139H141V138H140ZM140 139H139V140H140ZM162 139L164 140V138H162ZM162 139H161V140H162ZM170 139H172V138L169 137V139H167L168 142H170ZM124 140L127 141L126 139H124ZM131 140H132V139H131ZM139 140H138V141H139ZM158 140H159V139H158ZM178 140H179V139H178ZM128 141H129V140H128ZM165 141H166V140H164L163 142H165ZM173 141H175V139H174ZM173 141H172V142H173ZM179 141H180V140H179ZM134 142H135V140H134ZM139 142H140V141H139ZM161 142H162V141H161ZM161 142H160V145H161ZM168 142H167V143H168ZM129 143H130V141H129ZM175 143H176V142H175ZM180 143H182V141H181ZM145 144H146V143H145ZM162 144L165 145L166 143H165V144L162 143ZM170 144H171V142H170ZM177 144H178V143H177ZM131 145H132V143H131ZM163 145L160 146V147H163ZM204 145H205V144H203V147H204ZM100 147H101V146H100ZM129 147H130V146H129ZM147 147H148V145H147ZM179 147H181L180 149H183L181 145H179ZM179 147H178V150H180ZM183 147H184V146H183ZM142 148H143V147H142ZM144 148H145V146H144ZM169 148H170V146H168L167 149H169ZM171 148H172V146H171ZM171 148H170L169 150H171ZM156 149H157V148H156ZM167 149H166V150H167ZM185 149H186V148H185ZM130 150H131L133 156L136 157V158H139L140 160H141V159H143V160L146 159V160H148V162H149V161H151L150 159H152V157L154 156V155L151 156V154H153L154 151L152 152V151L150 150V151H151V154H150L149 151H148V152H147V151H144V150H142V149L140 148V146H136V143H135V146L130 147ZM178 150L175 151V150L173 149V153H174V151H175V152H177V154H178ZM6 151H7V150H6ZM155 151H156V150H155ZM184 151H185V150H184ZM161 152H162V151H161ZM180 152H182V151H180ZM191 153H192V152H191ZM195 153H196V152H195ZM163 154H164V153H163ZM187 154H188V153H186V154H182V155H187ZM182 155H181V158H182ZM188 155H189V154H188ZM193 155H194V153H193ZM16 156H17V154H16ZM162 156H163V155H162ZM166 156H167V155H166ZM171 156H172V155H171ZM171 156H170V157H171ZM163 157H164V156H163ZM168 157H169V156H168ZM168 157H166V158L164 157V158H165V159H168ZM173 157H174V155H173ZM173 157H172V158H173ZM194 157H195V156H194ZM6 158H7L8 160H11V159H9L8 157H6ZM156 158H157V156H156ZM156 158H154V159H156ZM174 158H175V157H174ZM179 158H180V157H179ZM189 158H190V157H189ZM195 158H196V157H195ZM197 158H199V157H197ZM13 159H14V157H13ZM13 159H12V161H14ZM18 159H19V158L17 157V160H18ZM165 159H164V161H165ZM176 159L178 160V156H177ZM176 159H175V161H171V160H170L171 162H169V164H168V165H170L171 169L174 170L175 173H176V170H177V171H181V172L183 171V173H185V174H187V175H189V176H192L193 178H194V176H198V175H196V174H199V173H198L199 170H196L197 167H196V168H195V167H192V165L186 163L185 161H177ZM146 160H145V161H146ZM158 160H159V159H158ZM173 160H174V159H173ZM12 161H11V162H12ZM18 161H20V160H18ZM18 161H17V163H18ZM155 161H156V160H155ZM155 161H154V162H155ZM160 161H161V160H160ZM189 161H190V160H189ZM199 161H200V160H199ZM204 161H205V160H204ZM30 162H31V161H30ZM152 162H153V161H152ZM152 162H150V164H151ZM200 162H201V161H200ZM15 163H16V161L14 162V164H15ZM156 163H157V162H156ZM197 163H198V161H197ZM201 163H202V162H201ZM3 164H4V163H3ZM10 164H11V163H10ZM21 164H22V163H21ZM164 164H166V161H165ZM198 164H199V163H198ZM8 165H9V164H7V166H8ZM19 165H20V163H19ZM161 165H162V164L159 163V162L156 164V166L158 167V170H159V168H160ZM15 166H16V165H15ZM15 166H12L13 168H12V167H11V168L14 170V169H15V168H14ZM32 166H33V165H32ZM196 166H197V165H196ZM203 166H204V165H202V167H203ZM18 167H19V166H18ZM154 167H155V165L153 166V168H154ZM212 167H213V165H212ZM203 168H204V167H203ZM207 168H209V166H208ZM19 169H20V168H19ZM19 169H18V172H19ZM168 169H169V167H168ZM205 169H206V168H205ZM20 170H22V169H20ZM160 170H161V169H160ZM162 170H163V169H162ZM210 170H211V168H210ZM22 171H23V170H22ZM22 171H21V172H22ZM205 171H206V170H205ZM208 171H209V169H207V172H208ZM24 172H25V171H24ZM36 172H37V171H36ZM159 172H160V171H159ZM167 172H168V170H167ZM171 172H173V171H171ZM174 172H173V174H175ZM211 172H213V171H211ZM215 172L217 173V171H215ZM208 173H209V172H208ZM20 174H21V173H20ZM30 174H31V173H30ZM35 174H36V173H35ZM161 174H162V171H161ZM166 174H167V173H166ZM203 174H204V173H203ZM218 174H219V173H218ZM218 174H217V175H218ZM220 174H221V173H220ZM36 175H37V174H36ZM214 175H215V174H214ZM224 175H225V174H224ZM224 175H223V176H224ZM28 176H29V175H27V173H26V176H25V177L29 178ZM112 176H113V174H112L111 172L107 171V170H105L104 172H103V171H100L99 173H94V175L90 176V177H91V178H90V182H93V183H96V184H97L98 181H99V179H101V180H102L101 184H102V183H103V184H106V183L110 182ZM166 176H167V175H166ZM199 176H200V175H199ZM219 176H221V175H219ZM219 176H218V177H219ZM202 177L204 178V176H202ZM212 177H213V176H210L209 179H211V180H215V179H217V178L212 179ZM46 178H47V177H45V181H46ZM52 178H53V177H52ZM52 178H51V179H52ZM166 178H167V177H165V179H166ZM195 178H196V177H195ZM197 178H199V177H197ZM203 178H201V179L199 178L198 180H196V181H197L196 183L199 184V186L197 185L198 187H201V185H203V186H205L206 188H209V189H212V188H213V189H218L217 192H219V195H220V196H223L224 199L226 198V196H225V195H226V194H225V190H222V187H220V188H221V189H220L219 186L217 185L218 183L216 184V185L218 186V188H217L216 186H214L215 184H214V185L211 184V183H212L211 181H210L211 183H209V182L207 183V182L204 181ZM207 178H208V176H207ZM225 178H226V177H225ZM42 179H43V178H42ZM178 179H179V181H181L182 179H184V176H179ZM227 179H228V178H227ZM220 180H221V179H220ZM220 180H219V181H220ZM223 180H225V179H223ZM229 180H230V179H229ZM208 181H209V180H208ZM221 181H222V180H221ZM43 182H44V181H43ZM194 182H195V181H194ZM217 182H218V181H217ZM227 182H228V181H227ZM229 182H230V181H229ZM229 182H228V183H229ZM36 183H37V182H36ZM222 183H223V181H222ZM224 183H225V181H224ZM16 184H17V183H16ZM48 184H50V183H48ZM89 184H91V183H89ZM226 184H227V183H226ZM226 184H224V185H226ZM230 184H231V182H230ZM22 185L24 186L23 183H22ZM46 185H47V184H46ZM224 185H223V186H224ZM17 186H18V185H17ZM50 186H51V184H50ZM227 186H229V185L227 184ZM42 187H43V186H42ZM229 187H230V186H229ZM126 188H127V187H126ZM224 188H225V187H224ZM224 188H223V189H224ZM236 188H237V187H235V189H236ZM47 189H48V188H47ZM226 189H227V188H226ZM17 190H18V189H17ZM28 190H29V192H30V188H28ZM31 190H32V189H31ZM52 191H53V190H52ZM61 191H62V190H61ZM230 191L233 192L234 190H230ZM19 192H20V191H19ZM226 192H227V191H226ZM228 192H229V190H228ZM234 192H235V191H234ZM35 193H36V192H35ZM125 193H126L129 197H132V198L134 199V203H136L139 207H142V206H143V207H145V206L148 207V205L146 204V202H145L143 199H140V198H139V195L141 194L140 192H134V191L130 190L129 188H127V191H126ZM223 193H224L225 195H224ZM236 193H237V192H236ZM37 194H38V193H37ZM53 194H54V193H53ZM66 194H67V192H66ZM70 194H71V193H70ZM239 194H240V193H239ZM56 195H57V194H56ZM229 195H230V194H229ZM232 195H233V194H232ZM38 196H40V193L38 194ZM41 196H42V195H41ZM46 196H47V195H46ZM46 196H45V197H46ZM67 196H68V194H67ZM238 196H239V197H242V193H241V196L238 195V193H237V200H238ZM247 196H248V195H247ZM247 196H246V197H247ZM52 197H53V196H52ZM58 197H60V195H58ZM62 197H63V196H61V198H62ZM69 197H70V195H69ZM227 197H228V196H227ZM248 197H249V196H248ZM33 198H34V197H33ZM47 198L49 199V196H47ZM230 198H231V197H230ZM235 198H236V197H235ZM58 199H59V198H58ZM240 199H241V198H240ZM244 199H245V198H242L241 200H244ZM35 200H36V197H35ZM68 200H69V199H68ZM225 200H226V199H225ZM225 200H224V201H225ZM232 200H233V199H232ZM228 201H230V200H228ZM228 201L226 200V202H228ZM244 201H246V200H244ZM250 201H251V198H250ZM36 202H37V200H36ZM44 202H45V201H44ZM233 202H234V201H233ZM233 202H232V203H233ZM235 202H236V201H235ZM247 202H248V201H247ZM251 202H252V201H251ZM45 203H46V202H45ZM157 203H158L157 205H159V206H161V207L163 206V208H165V209L167 208L168 203L166 202V200H165V202H163V203H160V202H157ZM229 203H230V202H229ZM232 203H231V205H229V206L232 207V206H233ZM53 204H54V203H53ZM237 204H238V202H237ZM245 204H246V203H245ZM249 204H250V202H249ZM254 204H255V203H254ZM45 205H47V203H46ZM164 205H166V206H164ZM246 205H247V204H246ZM23 206H24V205H23ZM243 206H244V205H243ZM254 206H256V204H255ZM25 207H26V205L24 206V208H25ZM28 207H30V206H28ZM248 207H249V206H248ZM24 208H23V209H24ZM42 208H43V207H42ZM45 208H46V206H45ZM234 208H235V207H234ZM245 208H246V207H245ZM250 208H252V207H250ZM92 209H93V208H92ZM127 209L129 210V208H127ZM233 210H234V209H233ZM235 210H236V208H235ZM246 210H247V209H246ZM263 210H264V207H263ZM40 211H41V210H40ZM71 211H72V210H71ZM181 211H182V210H181ZM248 211H249V209H248ZM258 211H259V209H258ZM261 211H262V209H261ZM93 212H94V211H93ZM259 212H260V211H259ZM61 213H62V212H61ZM147 213H148V215H154L153 212H149V210H148ZM239 213H241V212H239ZM242 213H243V214H242ZM242 213H241V214L244 215V212H242ZM247 213H248V212H247ZM29 214H30V213H29ZM76 214H78V211H77ZM79 214H81V213H79ZM82 214H84V213H82ZM95 214H96V213H95ZM47 215H48V214H47ZM59 215H60V214H59ZM85 215H86V214H85ZM245 215H246V214H245ZM255 215H256V214H255ZM260 215H261V214H260ZM55 216H56V215H55ZM57 216H58V214H57ZM57 216H56V217H57ZM2 217H3V216H2ZM63 217H64V216H63ZM63 217H62V218H63ZM78 217L80 218L79 215H78ZM78 217H77V218H78ZM86 217H87V218H86ZM86 217H84L85 220L88 219L89 221H91V220L88 218L87 215H86ZM240 217H241V216H240ZM249 217H250V216H249ZM249 217H247V215H246V218H247V219H250ZM259 217H260V216H259ZM3 218H4V217H3ZM30 218H33V217H30ZM66 218H67V217H66ZM72 218H74V217H72ZM251 218H252V217H251ZM255 218H256V217H255ZM261 218H262V215H261ZM5 219H6V218H5ZM56 219H58V218H56ZM59 219H60V218H59ZM256 219H257V218H256ZM52 220H53V218L50 219V221H52ZM65 220H68V219H65ZM104 220H105V219H104ZM150 220H151V219H150ZM1 221H2V220H1ZM48 221H49V220H48ZM50 221H49L48 223H50ZM53 221H54V220H53ZM53 221H52V224H53ZM74 221H75V219H74ZM249 221H250V220H249ZM56 222H58V221H56ZM61 222H62V221H61ZM80 222H81V221H80ZM91 222H92V221H91ZM94 222H95V221H94ZM257 222H258V221H257ZM0 223H1V222H0ZM2 223H3V222H2ZM2 223H1V224H2ZM4 223H5V222H4ZM38 223H39V222H38ZM71 223H72V222H71ZM81 223L84 224V222H81ZM89 223H90V222H89ZM92 223H93V222H92ZM253 223L256 224L255 222H253ZM253 223H252V224H253ZM54 224L56 225V223H54ZM63 224H65V222H64ZM63 224H62V225H63ZM83 224H82V225H83ZM142 224H143L144 227H145V224H146V225H149V226H150V229H151V228H154V229H155V232H156V236H155L156 238L158 237V238H161V239H165V238H168V237H169L168 235H170V234H171V235L174 234V235H177L178 237L182 238V239H179V238H178V239H179L178 241H174V242H173V243H174L173 245H175L176 249H182L184 246H187L189 252L191 253V252H196V251H195L196 249H198L199 251H201L202 248H204V249L206 248V246H204V240H203L204 231L200 232V229L198 228V225H199V224H198V223H193V222H191V220L188 219V218H183V219L180 218V220H179V219L176 218L174 215H172V216H168L167 220H166L165 222H163V223L161 222V223H159V224H156L154 221H151V223L146 221V222H144V223H142ZM259 224H260V222L258 223V225H259ZM59 225H60V224H59ZM65 225H66V224H65ZM65 225H64V226H65ZM82 225H81V227H82ZM92 225H93V224H92ZM95 225L97 226V224H95ZM95 225H94V226H95ZM258 225H257V227H256L257 230H258ZM4 226H5V225H4ZM39 226H41V225L39 224ZM49 226H50V225H49ZM51 226H54V225H51ZM96 226H95V227H96ZM255 226H256V225H255ZM255 226H253V227H255ZM259 226H260V225H259ZM56 227L58 228L59 226L56 225ZM75 227H76V226H75ZM77 227H78V226H77ZM84 227H85V225H84ZM87 227H89L88 224H87ZM95 227L93 228V230H92V227H89V228H91L90 230H92V231L89 230V232L85 231L84 233H81V234H80V237L82 236L83 239H86V241H85V240H84V241L87 242V244H89L90 247H91V248H90L91 253L93 252V257H95V258H94V262H92V264H97L101 259H106V260H109V261L111 260V261H113V262L116 263V264H123L124 262L122 261L121 257L118 256V255H116L117 253L114 254V253L111 252V250H113V243L115 242V240H114V242H112V240H111L112 238H110V237H106L107 235L104 236V234L102 235V233L100 234V232H98L99 229H98V231L94 230ZM260 227H263V226H260ZM3 228H4V227H3ZM7 228H8V227H7ZM7 228H6V229H7ZM49 228H50V227H49ZM51 228H52V227H51ZM60 228H61V227H60ZM67 228H68V227H67ZM54 229H55V228H54ZM54 229H52V231H54ZM63 229H64V228H63ZM63 229H62V230L58 229V230L63 231ZM68 229H69V228H68ZM87 229H88V228H87ZM45 230H46V229H45ZM48 230L50 231V229H48ZM64 230H65V229H64ZM75 230H76V229H75ZM75 230H73V232H74ZM85 230H86V229H85ZM261 230H262V229H261ZM12 231L14 232V230H12ZM12 231H10V232H12ZM52 231H50V233H51ZM60 231H59V232H60ZM67 231H68V230H67ZM67 231H66L65 233H67ZM71 232H72V231L70 230V233H71ZM73 232H72V236H73V238H74L75 236L73 235ZM76 232H77V230H76ZM262 232H263V230H262ZM262 232H261V233H262ZM56 233H57V232H56V230H55V234H56ZM261 233H259V235H261ZM12 234H13V233H12ZM57 234H58V233H57ZM60 234H61V233H60ZM60 234H58L60 238H61V237H64V235L62 236V234H61V235H60ZM105 234H106V233H105ZM42 235H43V234H42ZM76 235H77V233H76ZM17 236H18V234H17ZM52 236H53V235H52ZM54 236H55V235H54ZM14 237H15V236H14ZM44 237H45V236H44ZM44 237H43V238H44ZM66 237H68V235H67ZM77 237H79V235H77ZM40 238H41V237H40ZM43 238H42V240L44 241ZM54 238H56V239H55L56 241H55V240H54V241L57 242V237H54ZM64 238H65V237H64ZM64 238H63V239H64ZM263 238H264V234H263ZM58 239H59V238H58ZM61 239H62V238H61ZM68 239H70V238L68 237ZM68 239H65V240H68ZM113 239H114V238H113ZM197 239H198V241H197ZM17 240H18V239H17ZM19 240H20V238H19ZM21 240H22V238H21ZM21 240H20V241H21ZM65 240H64V241H65ZM70 240H71V239H70ZM81 240H82V239H81ZM45 241H46V240H45ZM51 241H53V239H52ZM58 241H59V240H58ZM71 241H72V240H71ZM82 241H83V240H82ZM60 242H61V241H59V244H60ZM67 242H69V241H67ZM78 242H79V241H78ZM85 242H84V244H86ZM20 243H21V242H20ZM36 243H37V242H36ZM18 244H19V243H18ZM24 244H25V243H24ZM46 244H47V243H46ZM48 244H49V243H48ZM61 244H64V245H65L64 242H62ZM16 245H17V244H16ZM51 245L53 246V243H52ZM114 245H115V244H114ZM48 246H50V245H48ZM60 246H61V245H60ZM65 246H66V245H65ZM17 247H19V246H17ZM20 247H21V245H20ZM62 247H63V246H62ZM62 247H61V249H63ZM83 247H84V246H83ZM51 248H52V247H51ZM85 248H86V247H85ZM10 249H11V248H10ZM12 249H13V247H12ZM21 249H22V248H21ZM15 250H16V249H15ZM66 250H67V249H66ZM83 250H84V248H83ZM30 251H31V250H30ZM113 251H114V250H113ZM119 251H120V250H118V252H119ZM67 252H68V251H67ZM70 252H71V251H70ZM114 252H115V251H114ZM120 252H121V251H120ZM0 253H1V250H0ZM54 253H55V252H54ZM86 253H87V252H86ZM123 253H124V251H123ZM9 254H10V253H8V255H9ZM14 254H15V253H14ZM14 254H13V255H14ZM57 254H58V253H57ZM82 254H83V253H82ZM119 254H120V253H119ZM121 254H122V252H121ZM5 255H6V254H5ZM10 256H11V255H10ZM28 256L31 257L30 259L33 258L31 255H29V253H28ZM62 256H63V255H62ZM62 256L60 255L59 257H62ZM91 256H92V255H91ZM8 257H9V256H8ZM8 257H7V258H8ZM65 257H66V256H65ZM93 257H92V260H93ZM7 258H6V259H7ZM13 258H14V257H13ZM13 258H12V259H13ZM123 258H125V257H123ZM0 259L2 260V258H0ZM3 259H4V258H3ZM62 259H64V258L62 257ZM83 259H84V257H83ZM123 260H124V259H123ZM2 261H3V260H2ZM83 261H84V260H83ZM102 261H103V260H102ZM109 261H108V262H109ZM4 262H5V261H4ZM12 262H13V261H12ZM14 262H15V260H14ZM122 262H123V263H122ZM6 263H7V262H6ZM34 263H36V262H34ZM38 263H39V262H38ZM76 263H77V262H76ZM12 264H13V263H12ZM77 264H78V263H77ZM105 264H106V263H105ZM124 264H125V263H124Z\"/></svg>",
    "mask_w": 264,
    "mask_h": 264
}]
</instances>
